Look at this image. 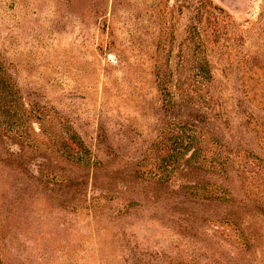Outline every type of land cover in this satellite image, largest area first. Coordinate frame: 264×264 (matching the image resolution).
<instances>
[{"label": "rangeland", "instance_id": "obj_1", "mask_svg": "<svg viewBox=\"0 0 264 264\" xmlns=\"http://www.w3.org/2000/svg\"><path fill=\"white\" fill-rule=\"evenodd\" d=\"M0 264H264V0H0Z\"/></svg>", "mask_w": 264, "mask_h": 264}, {"label": "trees", "instance_id": "obj_2", "mask_svg": "<svg viewBox=\"0 0 264 264\" xmlns=\"http://www.w3.org/2000/svg\"><path fill=\"white\" fill-rule=\"evenodd\" d=\"M161 89H162V91H163L164 93H167V91L165 90L164 87H161Z\"/></svg>", "mask_w": 264, "mask_h": 264}]
</instances>
